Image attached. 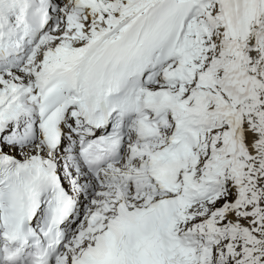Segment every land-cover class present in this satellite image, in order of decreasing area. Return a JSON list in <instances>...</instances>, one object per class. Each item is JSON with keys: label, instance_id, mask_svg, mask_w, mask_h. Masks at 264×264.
Instances as JSON below:
<instances>
[{"label": "snow or ice", "instance_id": "1", "mask_svg": "<svg viewBox=\"0 0 264 264\" xmlns=\"http://www.w3.org/2000/svg\"><path fill=\"white\" fill-rule=\"evenodd\" d=\"M0 264H264V0H0Z\"/></svg>", "mask_w": 264, "mask_h": 264}]
</instances>
